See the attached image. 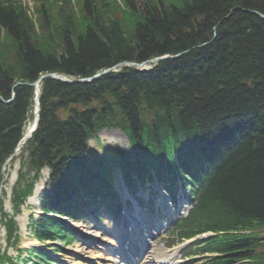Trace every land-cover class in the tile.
Wrapping results in <instances>:
<instances>
[{"label":"trees","instance_id":"16d2710c","mask_svg":"<svg viewBox=\"0 0 264 264\" xmlns=\"http://www.w3.org/2000/svg\"><path fill=\"white\" fill-rule=\"evenodd\" d=\"M177 54L89 83L39 82L38 125L22 151L33 182L50 170L29 227L51 252L73 242L62 217L78 220L97 199L112 204L115 173L131 187L153 172L197 189L181 230L214 233L209 264H264V239L254 235L264 228V0H34L32 11L0 0V169L22 137L39 76L87 78ZM104 128L126 133L129 148L90 150L87 140ZM31 183L13 189L14 212ZM1 220L14 245V221ZM29 255L30 264L55 262L41 250Z\"/></svg>","mask_w":264,"mask_h":264},{"label":"rangeland","instance_id":"374dc122","mask_svg":"<svg viewBox=\"0 0 264 264\" xmlns=\"http://www.w3.org/2000/svg\"><path fill=\"white\" fill-rule=\"evenodd\" d=\"M27 7L28 11L33 10L34 0H21ZM31 15V14H30ZM9 46V44H6ZM10 48V46H9ZM168 58L163 60L170 59V56L165 55ZM164 56V57H165ZM173 58V57H172ZM162 60V61H163ZM154 61H150L149 64H152ZM9 65H12L10 59L7 62ZM128 63V62H127ZM132 63V62H129ZM137 63L128 64L130 66L138 67L139 69L146 70L145 65H136ZM148 64V65H149ZM123 64L122 66H124ZM120 67V66H119ZM146 67V68H145ZM111 69L118 71V68ZM105 70V69H103ZM101 70V71H103ZM110 72V70L108 71ZM106 72V73H108ZM33 103L29 117L24 125V129H28L29 126L33 123L34 115L36 112V99H35V90L33 96ZM34 131L31 132V136ZM91 140H88L87 144L90 150L101 151L103 149L118 147L121 150H127L129 148V139L128 135L117 128H104L101 131L97 132L92 136ZM30 136L26 138L25 142L17 145L16 150L13 152L12 156L8 158L5 162V165L1 166L0 169V253L4 254L6 257H18L15 251V247H10L7 244V239H5V228L3 227L2 220H8L9 218L14 221L15 227L17 226L18 230V243L17 248H23V246H30L31 243L24 244L26 240H32L29 232H31L30 227L28 228V222L30 214L33 215L32 218H35L39 215L40 211L38 210L41 198L48 192V180L50 176V170L47 167L42 168L37 179H31L34 172L30 170L26 165L25 152H23L22 147L25 146V143ZM26 182H32L33 191L35 186L40 185V190L38 195L33 197L32 202L26 200L25 205L21 208V211L18 215L14 213V198H13V189L17 185H23ZM19 185V186H20ZM158 201V200H157ZM143 213V212H142ZM144 214V213H143ZM72 227H75L77 233L79 234L80 241L75 242L73 245H62L58 244L60 251L56 254L55 259H57L61 264H113L117 262L118 258L116 253L110 251V244L114 243L111 233V224H103L98 226L91 222H77L70 223ZM254 235L264 239V228L254 230ZM264 241V240H263ZM115 244V243H114ZM116 246V244H115ZM259 254L264 256V247L258 250ZM24 255V253L22 254ZM8 258V259H9ZM5 260V258H3ZM14 259V258H13ZM5 262H0L4 264ZM200 262H195L194 264H199ZM18 264H24L19 262ZM117 264V263H116ZM178 264H187L185 261H179Z\"/></svg>","mask_w":264,"mask_h":264},{"label":"water","instance_id":"95a60500","mask_svg":"<svg viewBox=\"0 0 264 264\" xmlns=\"http://www.w3.org/2000/svg\"><path fill=\"white\" fill-rule=\"evenodd\" d=\"M165 58H168V57H157V58H154L153 60H150V61H160V60H163ZM172 57H170L171 59ZM140 65H143V64H140ZM110 69H105L87 79H78V80H73V81H70L68 79H65L63 77H61L60 75H57V74H53V73H49V74H44L42 76L39 77V79L34 83V86L36 87V94H38V89H37V85H38V81L44 77H52L58 81H61L63 83H68V84H74V83H80V82H90V81H93V80H96L98 79L99 77L103 76L106 72H108ZM38 111V107H37V103H36V112ZM36 122H37V114H36ZM36 127V126H35ZM34 127V128H35ZM34 128L32 129V131L34 130ZM31 131V132H32ZM26 138L28 137H25L24 139L21 140V143L26 140Z\"/></svg>","mask_w":264,"mask_h":264},{"label":"bare ground","instance_id":"6f19581e","mask_svg":"<svg viewBox=\"0 0 264 264\" xmlns=\"http://www.w3.org/2000/svg\"><path fill=\"white\" fill-rule=\"evenodd\" d=\"M30 11H32V10H30ZM116 66L117 67H115V68H120L119 66H121V63H118V64H116ZM35 99L37 100V95L35 94ZM36 115H34V117H35ZM37 123H38V120H37V122H36V119L34 118V120H33V123L31 124V126H29V128L28 129H23V132H22V137L21 138H25V137H31V131H32V129L37 125ZM40 185H38V186H35V189H34V191H33V188H32V191H31V194L30 195H27L26 197H25V201L27 200V201H29V202H32V200H33V197L35 196V195H38V193H39V190H40ZM32 193H33V197H31V195H32ZM23 207V206H22ZM21 205L19 206V208L17 209V211H16V213H15V215H18L19 213H20V211H21ZM19 210V211H18ZM27 243H31V244H36L37 245V243H36V239H32V240H26L25 239V241H24V244H27ZM158 260H160V259H158Z\"/></svg>","mask_w":264,"mask_h":264}]
</instances>
